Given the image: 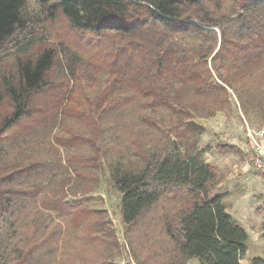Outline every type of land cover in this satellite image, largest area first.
Returning <instances> with one entry per match:
<instances>
[{"label":"trees","instance_id":"trees-1","mask_svg":"<svg viewBox=\"0 0 264 264\" xmlns=\"http://www.w3.org/2000/svg\"><path fill=\"white\" fill-rule=\"evenodd\" d=\"M228 90L264 122V0H0V264H119L62 245L114 238L90 202L105 172L144 238L137 264H241L248 234L195 119L224 110ZM76 147L88 153L59 155Z\"/></svg>","mask_w":264,"mask_h":264},{"label":"rangeland","instance_id":"rangeland-1","mask_svg":"<svg viewBox=\"0 0 264 264\" xmlns=\"http://www.w3.org/2000/svg\"><path fill=\"white\" fill-rule=\"evenodd\" d=\"M228 92V104L224 110L217 111L212 117L195 118L204 127L203 132L198 136V143L199 147L205 151V160L219 166L225 172L226 176L217 189L218 193L222 195L223 204L234 209L239 201L237 197L242 196V199L245 198L244 205L252 213V207L258 197L259 190L264 186V176H260L261 178L257 176L252 162L253 154L256 152L254 142L260 147L258 151L264 152V122L253 113H244L232 91L228 90ZM3 110L4 107H0V112ZM65 124L78 133H88L86 126L74 119L65 120ZM50 135L68 137V132L63 128H57L53 129V134L51 132ZM49 136L47 133H42L40 137L30 141H49ZM131 138L129 137V139ZM24 141H29V137ZM126 142L128 145L131 141ZM218 143L235 144L241 149L242 154L221 153L216 148ZM43 147L42 144L41 149ZM58 152L60 156L81 155L88 153V149L83 147L68 150L59 148ZM244 153L248 156H244ZM22 157L24 159L26 155ZM48 158L46 154L42 157L45 161ZM101 176L102 180L98 189L90 194V202L93 206L106 211V218L109 219L114 238L106 240V243L109 244L106 247L99 243L87 245L74 242V239L70 238V233L66 232L63 235L64 241L70 240V242L63 241L62 245L75 248L79 259L83 255H88L93 260L95 259L96 263L107 258L119 264H137L133 253L139 254L138 261L143 259L145 255V246L143 248L142 244L144 238L137 235L135 231L133 236L128 235L127 226L123 224L120 215V194L109 182L107 172ZM241 189L242 192L244 191L243 193H239ZM223 197L225 198L223 199ZM195 260L199 264L198 260Z\"/></svg>","mask_w":264,"mask_h":264},{"label":"crops","instance_id":"crops-1","mask_svg":"<svg viewBox=\"0 0 264 264\" xmlns=\"http://www.w3.org/2000/svg\"><path fill=\"white\" fill-rule=\"evenodd\" d=\"M257 176L261 178L260 175ZM240 192H242V189ZM237 199L239 201L235 205L236 208H230L228 205L224 206L226 211L248 234L247 249L244 256L240 259V263L250 264L253 258H260L264 261V186L259 190L258 197L252 207V213L244 205L245 198L242 199V196H239ZM192 263L197 264V261L195 259L192 261L191 259L188 262V264Z\"/></svg>","mask_w":264,"mask_h":264},{"label":"built area","instance_id":"built-area-1","mask_svg":"<svg viewBox=\"0 0 264 264\" xmlns=\"http://www.w3.org/2000/svg\"><path fill=\"white\" fill-rule=\"evenodd\" d=\"M253 145L255 146L254 149L256 150L252 157L253 166L255 170L264 173V152L258 151V148L260 147H258L259 145L256 142H254Z\"/></svg>","mask_w":264,"mask_h":264}]
</instances>
